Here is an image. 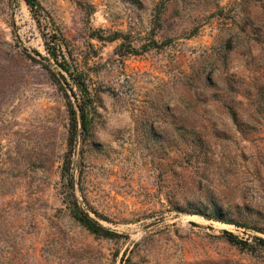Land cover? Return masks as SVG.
Wrapping results in <instances>:
<instances>
[{
  "label": "rangeland",
  "instance_id": "374dc122",
  "mask_svg": "<svg viewBox=\"0 0 264 264\" xmlns=\"http://www.w3.org/2000/svg\"><path fill=\"white\" fill-rule=\"evenodd\" d=\"M34 2L0 0V264H264V0Z\"/></svg>",
  "mask_w": 264,
  "mask_h": 264
},
{
  "label": "trees",
  "instance_id": "16d2710c",
  "mask_svg": "<svg viewBox=\"0 0 264 264\" xmlns=\"http://www.w3.org/2000/svg\"><path fill=\"white\" fill-rule=\"evenodd\" d=\"M26 2L29 4V6L31 7V9L36 10V2H34V0H26ZM116 36H112L113 39ZM49 44V43H48ZM47 44V49L50 52L51 56L57 60V53L56 50H54L52 48V46H49ZM63 69H68L67 64H59ZM61 76L63 77V79H66L65 76L63 74H61ZM70 76L72 78V81L74 83V85L79 89V91L81 92L82 98L79 100H76V102L72 101L69 94L67 92H65V97H66V105H67V110L69 112L70 115V130L68 133V143L71 145L76 141L77 138V116H79V120L81 122L82 128L86 127V123H87V108L88 105L90 103V96H89V90H88V86L87 83L85 82V80L82 78L80 72H70ZM67 84L70 85L71 89L73 88V84L71 85V82L69 83V81H67ZM62 87V84H60ZM67 164V163H66ZM64 168H68L66 165H64ZM72 193V192H71ZM72 195L74 196V194L72 193ZM74 203V209L75 212L78 216V218L80 220H82L84 222V224L86 225L87 228H89L91 231L97 232V233H104L107 235H116L118 233L112 231V230H108L103 228L100 224H98L94 219H92L88 213L84 210H82V208H80L76 201L73 202ZM228 238L230 240L233 241H240V239H238L235 235L231 234L230 232H228ZM242 241V239H241Z\"/></svg>",
  "mask_w": 264,
  "mask_h": 264
}]
</instances>
